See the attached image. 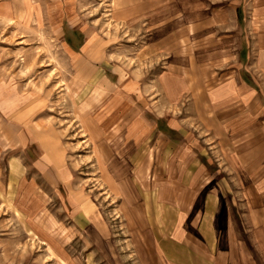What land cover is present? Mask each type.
I'll return each mask as SVG.
<instances>
[{"label": "rangeland", "instance_id": "rangeland-1", "mask_svg": "<svg viewBox=\"0 0 264 264\" xmlns=\"http://www.w3.org/2000/svg\"><path fill=\"white\" fill-rule=\"evenodd\" d=\"M114 1L31 0L20 5L25 19L0 20V94L15 102L0 106V253L7 264H141L139 253L147 251L135 229L140 216L126 201L168 187L156 180L152 144L160 135L182 137L169 128L173 112L160 114L161 92L146 89L159 68L142 46L178 39L191 18L188 2L202 0H166L162 13L143 23L120 21L125 12L113 11ZM249 1L213 2L248 9ZM134 114L136 124L147 121L149 148L134 150L148 158L133 166L124 135L112 143L108 137ZM93 115L98 144L88 132ZM14 159L18 180L11 179Z\"/></svg>", "mask_w": 264, "mask_h": 264}, {"label": "crops", "instance_id": "crops-1", "mask_svg": "<svg viewBox=\"0 0 264 264\" xmlns=\"http://www.w3.org/2000/svg\"><path fill=\"white\" fill-rule=\"evenodd\" d=\"M165 1L115 0L112 10L125 12L120 21L143 23L162 13ZM213 1L188 2L191 18L170 45L161 37L142 46V55L157 59L159 68L146 89L161 92L160 114L173 112L169 128L182 139L160 135L152 144L156 180L168 187L145 196L134 192L126 201L127 210L140 216L135 229L147 250L139 253L141 264H264V0H250L248 9ZM22 2L32 4L0 0V20L25 19ZM152 28L161 29L160 24ZM148 29L149 23L142 32L150 35ZM3 105L13 108L15 102L7 104L0 94ZM136 119L135 114L127 118L108 137L112 143L118 133L124 135V145L133 149L126 156L133 166L148 158L134 150L149 148L147 121L138 125ZM99 121L93 115L88 131L97 144ZM10 164L11 179L18 180L21 163ZM5 257L0 253V264H7Z\"/></svg>", "mask_w": 264, "mask_h": 264}]
</instances>
